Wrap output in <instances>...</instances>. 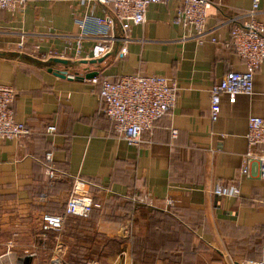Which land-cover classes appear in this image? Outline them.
I'll use <instances>...</instances> for the list:
<instances>
[{
  "label": "crops",
  "instance_id": "0c3cea01",
  "mask_svg": "<svg viewBox=\"0 0 264 264\" xmlns=\"http://www.w3.org/2000/svg\"><path fill=\"white\" fill-rule=\"evenodd\" d=\"M181 1L149 6L146 23L127 33L116 22L110 52L95 63L91 50L101 40L80 38L75 17L113 16L108 8L88 7L82 0H29L15 11L0 9V84L16 91L15 119L31 132L20 140L0 139V264H49L55 258L72 264L79 254L106 264H137L134 239L148 222L149 209L127 216L121 199L146 192L156 210L194 228L224 256L261 258L264 181L240 170L248 121L264 119V64L253 95L238 96L233 105L223 97L218 121L210 119L211 88L227 73L246 70L228 43L231 20L251 10L253 0H211L202 44L189 38L194 28L177 23ZM258 19L264 24V0ZM22 41L58 58L37 62L21 53ZM91 73L112 81L139 73L164 76L179 89L176 107L143 133L141 144L129 145L102 112L100 86L83 79ZM52 124L57 132L49 135ZM48 152L66 176L52 184L42 165ZM72 178L83 180L91 195L92 189L100 190L95 194L102 209L43 233V216L64 210ZM220 182L237 185L240 198L214 195ZM114 196L120 201L113 202ZM169 200L176 205L169 208Z\"/></svg>",
  "mask_w": 264,
  "mask_h": 264
},
{
  "label": "built area",
  "instance_id": "2783aa9c",
  "mask_svg": "<svg viewBox=\"0 0 264 264\" xmlns=\"http://www.w3.org/2000/svg\"><path fill=\"white\" fill-rule=\"evenodd\" d=\"M29 0H0V9L15 11L27 6ZM172 0H82V4L92 7L94 4L104 6L113 12V16H98L87 13L75 17L80 29V38L93 37L101 40L91 50L90 59L98 60L110 52V41L113 40L115 23L127 33L133 26L146 23L149 6L167 3ZM212 8L211 0H182L177 11V23H183L194 28L195 32L189 38L196 39L200 44L207 35V20ZM260 0H253L251 10L240 17L231 20L233 28L228 45L244 61V72H229L219 83L210 90V119L217 122L222 108V98L227 97L231 105L237 102L238 96H251L254 93L255 76L264 64V24L259 21ZM215 41V40H214ZM21 53L40 63H49L58 58L57 53L41 51L39 45L28 47L24 41L20 42ZM127 50L123 49L122 54ZM94 85H99V99L102 112L113 124L118 137L123 138L129 145L142 143L144 132H151L158 121L172 111L177 104L179 89L168 78L160 75L132 74L120 77L117 81L98 76L87 79ZM16 91L11 86L0 84V139L12 141L20 140L31 134L28 126L17 122L13 103ZM55 125H50L46 133L54 135ZM178 132L173 131V139ZM247 150L243 155L240 173L248 178L264 181V119L258 116L250 117L246 134ZM44 172L52 184L61 174L55 164L53 152H48L43 160ZM69 179V178H68ZM213 194L221 197L240 198L241 191L233 183H218ZM127 200L140 206L155 207V200L146 192L126 197ZM40 200L45 202L47 195L42 194ZM169 208L176 205L175 201L167 202ZM94 197L85 188L84 181L72 178V190L66 202L65 212L61 215L45 214L42 219L43 233L60 231L70 217L89 218L95 207ZM49 264H61L55 258ZM86 264H101L98 260H89ZM241 264H264V249L259 260H244Z\"/></svg>",
  "mask_w": 264,
  "mask_h": 264
},
{
  "label": "trees",
  "instance_id": "16d2710c",
  "mask_svg": "<svg viewBox=\"0 0 264 264\" xmlns=\"http://www.w3.org/2000/svg\"><path fill=\"white\" fill-rule=\"evenodd\" d=\"M96 190H91L96 205L93 213L103 207L100 199L96 197ZM120 199L118 196H114L113 202L120 201ZM121 200L125 202V207L128 209L127 216H131L137 209L142 207L130 200L123 198ZM64 212L65 208L61 213L55 215H61ZM111 219L115 221L123 220V218L114 217H111ZM190 229L189 226L180 222L170 213L153 209L150 212L147 226L141 228L139 236L134 239V260L137 264H158L159 262L163 264H205V260L199 258L197 251L194 249L189 250L188 237L193 236L199 239L195 229L193 228L194 234H192ZM201 242L206 246L203 241ZM100 257L101 255H98V258ZM73 261L74 263L72 264H86L89 261V257L79 254L78 258ZM100 261L104 263L105 259ZM214 263L216 262L212 260V264Z\"/></svg>",
  "mask_w": 264,
  "mask_h": 264
},
{
  "label": "rangeland",
  "instance_id": "374dc122",
  "mask_svg": "<svg viewBox=\"0 0 264 264\" xmlns=\"http://www.w3.org/2000/svg\"><path fill=\"white\" fill-rule=\"evenodd\" d=\"M122 204H124V203H120L118 205L122 206ZM141 208H146V209L148 208L149 209V214L147 215L148 218L150 216V212L153 209H155V208H149L146 206H142ZM147 224H148V222L143 227H146ZM189 228H191L190 230H191L192 234H194L193 228L191 226H189ZM201 241H203V240H200V239H197L193 236L192 237L190 236V237H188V247H189V250L194 249L195 251H197L199 253V258L201 260H205V262H204L205 264H212V260L214 262H216L214 264H241L242 261L246 260V259H234L232 257L230 258L229 256H224L223 254H221L217 250L213 249L212 246H210L208 243H205L203 241L206 244V246H204ZM206 247L208 248V250ZM101 264H104V263L101 261Z\"/></svg>",
  "mask_w": 264,
  "mask_h": 264
},
{
  "label": "water",
  "instance_id": "95a60500",
  "mask_svg": "<svg viewBox=\"0 0 264 264\" xmlns=\"http://www.w3.org/2000/svg\"><path fill=\"white\" fill-rule=\"evenodd\" d=\"M59 61V60H58ZM100 61V60H99ZM60 62H62V61H60ZM91 63H95V62H97V60H93V61H90ZM86 63V62H85ZM59 76H62V74H58ZM98 74L97 73H91V74H89L87 77H88V79H92V78H94V77H96Z\"/></svg>",
  "mask_w": 264,
  "mask_h": 264
}]
</instances>
